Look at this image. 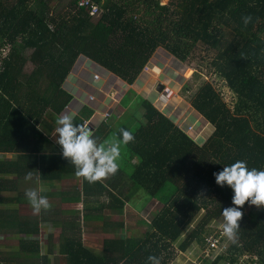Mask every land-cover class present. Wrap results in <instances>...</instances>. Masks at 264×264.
I'll return each instance as SVG.
<instances>
[{
    "label": "trees",
    "instance_id": "obj_1",
    "mask_svg": "<svg viewBox=\"0 0 264 264\" xmlns=\"http://www.w3.org/2000/svg\"><path fill=\"white\" fill-rule=\"evenodd\" d=\"M160 1L97 0L101 13L92 17L72 0L62 7L63 0H0V152L18 156L16 162L0 161L1 176L21 170L23 159L34 158L36 180L77 178L59 144V155L37 157L40 149L6 141L48 140L43 131L53 129L72 99L62 85L79 55L131 84L156 49L184 63L197 45H203L216 51L214 73L235 97L230 108L209 82L196 90L189 104L213 128L202 144L140 96L134 103L143 109L144 122L136 128L120 122L95 128L98 142L118 138L121 128L135 139L121 144L114 176L105 183L80 177L81 189L58 193L59 199L82 203L86 212L100 214L123 210L140 193L148 204L158 206L141 218L146 226L141 237L107 239L95 252L83 244L79 221L71 213L70 220H61L58 242L47 244L48 254L43 255L38 218L22 219L7 208L24 202L23 194L0 196V239L8 234L18 240L16 250L0 258V264H56L57 257L64 264H151L149 256L169 264L175 245L181 251L203 246L209 221L234 207L233 190L217 185L214 173L236 161H246L249 170H264V0ZM245 15L252 16L247 25ZM227 33L231 37L222 45ZM86 117L81 113L74 122L83 125ZM46 164L55 169L47 170ZM15 177L18 182L22 175ZM11 181L0 178V192L13 189ZM249 205L240 209L243 217L228 259L218 256L210 264H236L243 254L255 257L250 264H264V206L251 211ZM123 225L118 224L121 230Z\"/></svg>",
    "mask_w": 264,
    "mask_h": 264
},
{
    "label": "crops",
    "instance_id": "obj_2",
    "mask_svg": "<svg viewBox=\"0 0 264 264\" xmlns=\"http://www.w3.org/2000/svg\"><path fill=\"white\" fill-rule=\"evenodd\" d=\"M158 49L164 50L163 48H158ZM155 52L152 54L148 63L145 65L143 70L140 72V74L131 84H128L125 81L121 80L116 75L112 74L105 68L101 67L97 63L91 61L90 59L84 57L83 55H79L72 69L70 70L69 75L67 76V78L65 79L62 85L63 89L72 96V99L70 103L66 106V108L59 114V116L65 113H72L74 117L75 116L77 117L80 116L81 113H84L87 116L86 118H84V123L87 125V127H89L92 130V132L101 123H106L114 126V125H118L120 122L123 123V125H125L126 127L133 129V127L136 128L137 125L144 122V111L141 107H138L136 111L129 110L130 105H132L136 101V96H140L143 98L144 96L142 93H144L145 97L143 99L149 101L156 110H158L166 118L170 119L174 123V125H176L178 128H182L181 125L184 124L185 126L186 123V125L188 126L189 123L185 122L184 115L183 113H181L184 110V108L186 111H188V108L184 105V102L180 104L178 110H173L171 111L170 115L168 116L166 115V113L170 110L169 107L173 98L174 97L179 98L176 92H173L174 95L172 99L170 100L169 104H167L165 107L159 106L155 102L156 93L154 92V88L156 84L160 83L163 84L164 86H168L171 82L169 77L163 75V71L168 67L165 66V64L162 65V63H159L160 65H162V67L157 65V62H159L158 60L159 58L157 57ZM171 57L174 58L172 55ZM165 61H167V58L164 59V62ZM149 71L151 75H148L149 76L148 78L147 74ZM95 75L97 76V78L94 77ZM67 84L71 86V88H67L68 86ZM89 96L93 98L89 99ZM127 96H131L129 99L130 101L128 102V104H124L125 98ZM189 108L191 107L189 106ZM105 114H108L107 117H105ZM202 119L205 120L203 117ZM56 128H57V124L53 127L51 131L48 132L43 131V134L48 138V140L46 141L8 140L6 142L9 141L10 143L17 142L20 145L29 146V149L31 150L38 148L40 149V152L36 154L37 157L42 155L44 156L59 155L60 150L58 148V143L56 142L57 139L55 140L52 138L53 136L57 135ZM183 130L184 129H182V131ZM183 132L185 133V131ZM186 134L188 135V133ZM17 160H18V156L15 153L0 152L1 162H13V161L16 162ZM34 161H35L34 158H31L30 160L23 159V161L20 163L21 170L12 171L13 173H6L7 176L0 175V178L5 177V179L12 180L11 182H9L11 183L9 185L10 187H13V189L11 190H7V191L3 190V192L2 191L1 192L2 194H8L9 197H14L20 193L21 195L23 194L22 197L24 199V202L20 204H11V206L7 208L13 209L16 212L19 209L26 211H34L32 206L28 202L27 198L25 197V191L31 188L39 189L40 187H43L45 189V191L41 194L47 196L49 203L52 206L51 210H47V211L44 210L43 212L41 210L38 213L39 216H34V217H30V215L21 216V214L18 213L17 214L22 219L38 218V220L40 221L41 240H43L44 242L43 244H45L43 246H46L50 242L53 241H55L56 243L58 242L57 241L58 238H56V235L60 232L59 228H60L61 220L54 219L56 216L53 214L56 212L55 207L62 205L61 208L65 209L64 207H66V205L71 204L68 202H61L58 193L71 192L70 188L73 187V175L64 177L60 181H54L49 183L41 182L39 180H36V177H34L36 176L34 175V171H33ZM37 161L39 162V159H37ZM46 165L47 166H45V168L47 170L55 169L53 166L49 164ZM28 172H33L32 173L33 178L32 180L26 181L25 176ZM18 174L22 175V178H20L18 182H15L16 181L15 175ZM59 213H60L59 215H63V214L71 215L72 212L70 213L69 211L61 210L59 211ZM65 216L62 219L65 220ZM70 219L71 218H69V220ZM57 222L59 227L55 225V223L57 224ZM11 236L13 237H11L9 241L17 240L14 237V235ZM17 244L12 246H7L6 247L7 253L16 250L18 246ZM228 251H229V247L226 252ZM230 253L231 251H229V254ZM237 258L238 260L236 264H250L252 258L255 257L254 256L251 257V255L243 254L241 256L238 255Z\"/></svg>",
    "mask_w": 264,
    "mask_h": 264
},
{
    "label": "rangeland",
    "instance_id": "obj_3",
    "mask_svg": "<svg viewBox=\"0 0 264 264\" xmlns=\"http://www.w3.org/2000/svg\"><path fill=\"white\" fill-rule=\"evenodd\" d=\"M68 0H63L61 3L62 7L63 5L67 4ZM161 4H167L169 3V0H161ZM231 37V34H226L223 41H221V44H224V40H228ZM7 52L6 49L2 50V54L5 55ZM166 50L162 49H156V55L159 58V62H157L158 66H161L165 64L168 68L163 71V75L166 77H169L171 82L168 85L169 88L172 89L173 92H176L179 96V98L174 97L171 101L169 111L166 113V115H170L171 111L178 110V107H180V104L184 102V105L188 108V111L184 110L181 112L184 115L185 122L189 123V127L184 124L181 125L184 129L185 133H188V135L193 138V140L198 143L202 144L204 143L208 137L210 136L211 132L213 131L212 126L205 120L202 119L200 115L196 113V111L190 106L189 101L193 97L196 90L203 85L204 83L209 82L212 84L216 90L220 92L222 95V98L224 102L232 108L235 103V97L234 95L226 88L223 81L216 76L214 73V69L211 65L214 56L216 54L215 50L209 49L206 46L203 45H197V47L193 50L191 55L189 56L188 60L184 63H181L175 58H172L171 55L166 53ZM167 58V61L164 62V59ZM148 63V62H147ZM159 63H162L160 65ZM146 69V68H145ZM151 75L150 71L147 74ZM159 84V83H158ZM68 85V84H67ZM157 86V84H156ZM155 86V87H156ZM164 86V85H163ZM67 88H71V86H67ZM155 92V89H154ZM145 97V94L142 93ZM130 97L131 96H127ZM126 97V98H127ZM143 97V98H144ZM93 97L89 96V99ZM125 98V99H126ZM191 108H189V106ZM138 106L136 103H133L130 105V109L132 111H136ZM108 114H105V117H107ZM171 118V117H170ZM138 126V125H137ZM134 128V127H133ZM57 135L53 136V139H57ZM113 136H109L107 139H112ZM123 150V146H120V151ZM132 162H135L133 160ZM120 166V164H119ZM114 175L108 176L106 179H102L101 182L105 183L107 179H110ZM79 180V181H78ZM128 186V185H127ZM123 191L126 189L122 185ZM81 189V181L80 178H73V187L70 188V191ZM0 195L2 197H8V194H2L0 192ZM104 198H102L103 200ZM143 199V202H142ZM106 200V199H105ZM149 200L146 196H143L139 194H135L131 197L128 204L123 210H104L100 214H94L91 212H86L83 209V204H69L64 207L65 209H62L59 205L55 207V211L59 212L61 210L72 212L76 218L78 219V223L81 227V239L83 244L94 250L95 252H100L102 249V243L104 240L107 239H113L114 237L123 235L126 237H134L139 238L142 236L143 232L146 229V226L140 221L141 218L145 217L148 213H153L155 210H157L158 206L155 202L148 204ZM148 204V205H147ZM73 205V206H72ZM257 206L255 205H249V210L253 211L251 208L256 209ZM18 214H21V216H39L38 213L34 211H26L19 209L17 211ZM78 214V215H77ZM203 214V212H201ZM66 215V216H65ZM71 218L72 216L69 214H63L56 216L54 219L56 220H62V218ZM97 221V222H96ZM224 218L221 216L220 218H215L209 221L207 226L205 227V230L203 232L204 236H209L214 234L217 230H220L219 226L222 222L223 223ZM56 222V221H55ZM95 222V223H94ZM120 222H123V229L121 230L118 226ZM90 223V224H89ZM105 224V225H104ZM56 226H58L55 223ZM59 227V226H58ZM11 237H9L8 234H4V239L0 240V258L5 256L7 254V246L16 245L18 243L17 240L9 241ZM41 239V238H40ZM43 242V240H42ZM232 241H230L226 236H224V247H219L218 249H209L205 244H202L203 246H200L196 250L195 247L187 248L184 251L179 250L178 246H174V258L173 260H169V264H210L212 261L215 260L218 256H222L226 258L228 255V247L231 245ZM4 246V248H3ZM42 254L45 255L48 254V247L43 246L42 248ZM58 258V262L56 264H64L63 260ZM28 264H32L34 262H37V260H24ZM40 262V261H39ZM227 264H231L230 261L227 260ZM235 264V263H234Z\"/></svg>",
    "mask_w": 264,
    "mask_h": 264
},
{
    "label": "clouds",
    "instance_id": "obj_4",
    "mask_svg": "<svg viewBox=\"0 0 264 264\" xmlns=\"http://www.w3.org/2000/svg\"><path fill=\"white\" fill-rule=\"evenodd\" d=\"M245 25L251 20V15L242 17ZM72 113H65L56 119L57 143L62 147V155L69 159L75 167V176L83 177L89 183H94L114 175L119 170L118 160L121 155V144L127 145L134 141L133 133L121 128L119 137L106 139L98 142L92 130L82 124L74 122ZM217 185L229 186L234 196V207L224 208L222 215L223 223L219 225L222 234L233 243L237 240V232L240 229L239 221L243 217L240 210L246 202L257 207L264 206V170L256 168L248 169L246 161H236L230 166H224L222 171L214 173ZM32 172H28L25 180H32ZM45 189L31 188L25 191V197L32 206L34 212L39 213L42 209H51V204L46 195H42ZM151 264H160L155 256H149Z\"/></svg>",
    "mask_w": 264,
    "mask_h": 264
},
{
    "label": "built area",
    "instance_id": "obj_5",
    "mask_svg": "<svg viewBox=\"0 0 264 264\" xmlns=\"http://www.w3.org/2000/svg\"><path fill=\"white\" fill-rule=\"evenodd\" d=\"M77 8H82L88 12V14L92 17H95L101 13V7L97 3V0H72ZM97 78V76H94ZM173 91L168 86H164L161 92L156 93L155 102L157 105L165 107L171 97H173ZM84 126H87L84 123ZM191 129V127H189ZM222 223V222H219ZM219 227V226H217ZM206 245L209 249H218L219 247H224V235L222 234V230H217L214 234L206 237ZM199 250L198 248H195ZM227 251V250H226ZM226 253V252H225Z\"/></svg>",
    "mask_w": 264,
    "mask_h": 264
},
{
    "label": "water",
    "instance_id": "obj_6",
    "mask_svg": "<svg viewBox=\"0 0 264 264\" xmlns=\"http://www.w3.org/2000/svg\"><path fill=\"white\" fill-rule=\"evenodd\" d=\"M163 84H157V86L154 88L155 89V93H159L161 92V90L163 89Z\"/></svg>",
    "mask_w": 264,
    "mask_h": 264
},
{
    "label": "bare ground",
    "instance_id": "obj_7",
    "mask_svg": "<svg viewBox=\"0 0 264 264\" xmlns=\"http://www.w3.org/2000/svg\"><path fill=\"white\" fill-rule=\"evenodd\" d=\"M171 99H172V97H171ZM171 99H170V100H171ZM170 100H169V102H170ZM169 102H168V104H169Z\"/></svg>",
    "mask_w": 264,
    "mask_h": 264
}]
</instances>
